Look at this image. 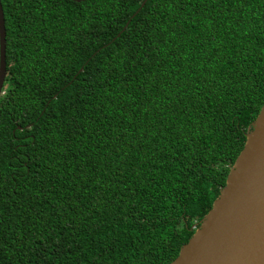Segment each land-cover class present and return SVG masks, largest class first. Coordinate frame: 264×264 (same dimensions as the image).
Masks as SVG:
<instances>
[{
	"label": "trees",
	"instance_id": "16d2710c",
	"mask_svg": "<svg viewBox=\"0 0 264 264\" xmlns=\"http://www.w3.org/2000/svg\"><path fill=\"white\" fill-rule=\"evenodd\" d=\"M0 2V264H169L264 103V0Z\"/></svg>",
	"mask_w": 264,
	"mask_h": 264
},
{
	"label": "water",
	"instance_id": "95a60500",
	"mask_svg": "<svg viewBox=\"0 0 264 264\" xmlns=\"http://www.w3.org/2000/svg\"><path fill=\"white\" fill-rule=\"evenodd\" d=\"M5 36L0 2V95L7 72ZM169 264H264V103L225 185Z\"/></svg>",
	"mask_w": 264,
	"mask_h": 264
}]
</instances>
